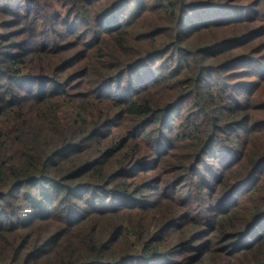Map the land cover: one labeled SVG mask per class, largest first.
Instances as JSON below:
<instances>
[{
  "label": "trees",
  "instance_id": "16d2710c",
  "mask_svg": "<svg viewBox=\"0 0 264 264\" xmlns=\"http://www.w3.org/2000/svg\"><path fill=\"white\" fill-rule=\"evenodd\" d=\"M0 264H264V0H0Z\"/></svg>",
  "mask_w": 264,
  "mask_h": 264
}]
</instances>
